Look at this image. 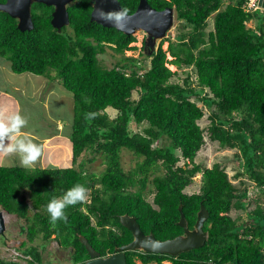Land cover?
Returning a JSON list of instances; mask_svg holds the SVG:
<instances>
[{
    "label": "trees",
    "instance_id": "16d2710c",
    "mask_svg": "<svg viewBox=\"0 0 264 264\" xmlns=\"http://www.w3.org/2000/svg\"><path fill=\"white\" fill-rule=\"evenodd\" d=\"M119 1L127 14L139 3ZM147 2L157 10L171 7L175 19L190 28L186 35H176V43H169L172 60L161 40L146 55L147 69L142 57L124 54L135 49L131 46L135 35L91 20L92 0L68 5V25L60 28L51 24L53 5L33 2V26L24 31L18 28V18L0 10V57L10 63V69L53 78L73 97L69 166L0 165V210L24 221L20 233H26L27 242L41 235L43 242L56 241L66 250L71 264H85L90 257L80 236L102 256L132 240V233L120 222L122 214L134 216L145 234L152 232L166 240L183 233L177 224L181 213L192 229L202 205L209 214L202 226L207 233L202 247L175 256L126 250V264H264L260 202L239 222L229 215L233 208L246 211L251 193L264 195V24L258 9L248 10V0ZM211 17L213 29L206 33ZM253 18L255 27H247ZM107 49L121 56L112 67L103 66L98 57ZM168 63L193 66L197 87L188 78L171 81L174 71ZM133 90L138 93L135 100ZM192 96L214 106L208 115L209 138L237 149L241 173L248 175L254 188L234 186L218 163L202 167L194 161L204 130L198 123L203 110ZM107 107L117 115L110 118ZM132 122L148 126L141 133L132 130ZM163 136L165 147L158 144ZM123 149L142 158L128 171L120 163ZM86 151L101 155L105 169L99 176L87 173L83 162L73 167ZM199 172V191L184 192ZM76 184L89 191L88 201L66 208L67 222L52 224L47 204L61 199ZM151 192L150 203L145 194ZM17 249L29 257L24 264H46L51 259L49 252L44 256L37 245L26 241ZM0 264L22 263L0 256Z\"/></svg>",
    "mask_w": 264,
    "mask_h": 264
},
{
    "label": "rangeland",
    "instance_id": "374dc122",
    "mask_svg": "<svg viewBox=\"0 0 264 264\" xmlns=\"http://www.w3.org/2000/svg\"><path fill=\"white\" fill-rule=\"evenodd\" d=\"M226 2H228V0H226ZM257 15L258 19L260 18L259 20L264 24V9L258 8ZM255 24L254 18L246 23L247 27L252 28L255 27ZM212 29L213 18L211 17L208 20L205 32L208 33ZM189 30L190 28L188 26H184L181 21L175 19L174 14L171 27L161 38L152 37V35L147 34L142 29H135L133 35H135L136 41L131 43V46L135 47V49L127 50L124 54L126 57H142L141 59L144 61L142 64L144 68L147 69L149 68L150 58L146 57V55L150 53V50H154L158 46L159 42L163 40L162 48L166 50L168 60H172L173 57L168 51L169 43H176V35L180 33H184L186 35ZM184 39H186V37H184ZM119 56L120 55L115 54L111 49H107L98 57L100 58V63L103 66L112 67V65L116 63ZM167 66L174 71V76H172L171 81L181 83L183 79L188 78L191 81V85L196 86L195 71L193 66H176L171 63H168ZM138 71H141V69H138ZM30 76H32L38 83L37 87L33 84V78H30ZM207 95L211 96L209 93ZM134 98H138V93L136 91H132L131 99L135 100ZM191 100H193L203 110V116L198 123L204 130V142L197 152L194 161L199 163L202 167H211L214 163H218L227 172L229 179L234 186L241 188L243 185H246L247 187L254 188V183L250 180L248 175L241 173V158L235 155L237 149L221 146L217 141L209 138L207 128L210 121L208 115L214 109V106L205 105L195 96H192ZM17 112L20 113L27 121L21 135L31 139L33 142L38 143L42 147V155L35 165L46 168H56L60 165L69 166L71 160V145L68 139V132L73 117L72 94L65 90L60 82L53 78L47 77L45 80L44 77L37 76L29 72L20 74L14 73L10 69V63L0 57V118H4ZM105 112L110 118L116 116V110L111 109L110 107L107 108ZM59 123H61V125ZM65 125H69V127L65 128ZM146 126H148L147 122H142L139 125H136L134 122L131 123L132 130L141 133H143V129ZM58 128H60V130ZM165 139V136H163L159 140L158 144L161 147H165L167 145ZM5 143H7V141H5ZM1 156H5V159H2ZM91 157L95 158L94 161L88 160ZM141 159V157H137L134 153L127 149H123L120 152V163L125 171L132 169ZM0 161L3 162V164L0 165L12 166L20 163V157L18 154L5 155L0 152ZM82 162L84 163L83 168L87 173H93L99 176L105 169V164L100 154H94L90 151L83 152L73 167L78 168L77 164ZM183 162L184 160L181 159L178 164L181 165ZM237 173L239 175H236ZM201 176L200 172L196 173L192 177L191 183L185 187L184 192L189 194L198 192L201 186ZM148 188H150L149 184ZM249 191L251 193V190ZM87 193L89 194L88 190ZM88 194L85 201H88ZM251 194L252 195L249 198L250 203L246 211L234 208L230 210L229 215L236 219L237 222L242 220L246 216V212L253 209L257 202H260L261 206L264 208V195L257 192H253ZM145 197L147 201L151 203L153 192L145 194ZM27 203L31 207V202L28 199V196ZM153 207L157 208L156 206ZM23 224L24 221L22 219L15 218L7 213L5 214L6 229L5 234H3L4 236H0V256L6 259L8 258L19 261V258L23 256V254L17 248L20 246L22 241H26L28 245H37L44 256H47V253L52 249L55 253H57L55 256L50 255L49 257L51 259L47 258L46 264H71L68 260V256L65 255V252L60 249L58 244H55L52 241L46 243L43 242L41 235L36 237L33 242H27V238L25 236L26 233H20V226ZM41 245L44 246L43 249ZM21 263H25L24 259L21 260Z\"/></svg>",
    "mask_w": 264,
    "mask_h": 264
},
{
    "label": "water",
    "instance_id": "95a60500",
    "mask_svg": "<svg viewBox=\"0 0 264 264\" xmlns=\"http://www.w3.org/2000/svg\"><path fill=\"white\" fill-rule=\"evenodd\" d=\"M74 1L76 0H5V2H0V10L18 18V28L24 31L33 26L30 14L33 2L53 5L55 8L52 12L51 24L55 28H60L68 24L67 6ZM92 1L91 20L105 27H114L125 34H133L135 29H142L152 37L161 38L173 22L174 10L171 7L157 10L151 7L147 0H139L138 7L131 14L124 12L119 0ZM258 6L264 8V0H258ZM208 216L207 209L201 205L195 224L192 229H189L187 220L181 213L177 224L183 228V233L172 239L159 240L153 233L144 234L134 216L123 214L120 216V222L132 233L133 239L116 250H142L143 252L166 253L175 256L181 252L202 247L207 238V233L203 231L202 226ZM4 229L3 211L0 210V234ZM79 239L90 257L85 264H126L124 252L100 256V253L91 246L84 236H80Z\"/></svg>",
    "mask_w": 264,
    "mask_h": 264
},
{
    "label": "clouds",
    "instance_id": "9594fccd",
    "mask_svg": "<svg viewBox=\"0 0 264 264\" xmlns=\"http://www.w3.org/2000/svg\"><path fill=\"white\" fill-rule=\"evenodd\" d=\"M255 1H256L257 7L254 9H252V8L248 9L247 8L248 10L254 11L258 8H261L258 6V0H255ZM262 9H264V8H262ZM63 26H65V25H63ZM136 71L138 73L140 72V71H138V68L136 69ZM133 91H136V90H133ZM131 97H132V95H131ZM107 108H109V107H107ZM110 108L114 109L112 107H110ZM116 115H117V111H116ZM26 124H27L26 119L18 112L12 113L11 115H8L4 118H0V152H2L5 155L18 154L20 157V163L22 164V166L27 168V169H32L33 166L37 163V161L39 160V158L42 155V147L38 143L33 142L31 139H28L27 137H24L21 135V132L25 128ZM5 141H7V143H5ZM87 194H88L87 189L84 185L76 184L73 187H71L70 189H68L63 194V197L61 199L51 200L47 204V208H46V210L49 214V217H50V222L52 224H55L57 221L67 222V216L65 214V209L68 208L69 206H73V205H76L78 203L84 202L87 198ZM3 216H4V223H5L4 212H3ZM140 229H141V227H140ZM150 233H152V232H150ZM53 237H54V235H53ZM49 242H51V241H49ZM52 242H54L56 244V241H52ZM121 246H123V245H121ZM121 246H118V247H121ZM118 247H116V248H118ZM116 248H115L114 253L106 254L104 256H109V255L117 254L120 252L125 253V251H126V250H124V251L116 250ZM133 251L143 252L142 250H133ZM49 254L55 256L57 253H55V251H53V249H52L49 251ZM66 254L67 253L65 252V255ZM100 256H102V255H100ZM28 258L29 257L27 255L23 254V256H21L19 258V261H15V260H13V261L21 263L22 259H24V261H26V259H28ZM9 260H12V259H9Z\"/></svg>",
    "mask_w": 264,
    "mask_h": 264
},
{
    "label": "crops",
    "instance_id": "0c3cea01",
    "mask_svg": "<svg viewBox=\"0 0 264 264\" xmlns=\"http://www.w3.org/2000/svg\"><path fill=\"white\" fill-rule=\"evenodd\" d=\"M37 76H41V75H37ZM27 77H29V76H27ZM42 77H44V76H42ZM30 78H33L32 76H30ZM30 78H28V79H30ZM45 78V80H46V77H44ZM33 84H35V87H37V82H36V80H34V78H33ZM46 87V86H45ZM107 109V108H106ZM73 116V115H72ZM60 125H61V123H59ZM66 127H69V125H65V128ZM59 130H60V128H58ZM68 132V131H67ZM29 133V132H28ZM69 133V132H68ZM69 135V134H68ZM69 139V138H68ZM2 157V159H5V156H1ZM0 164H3V162L2 161H0Z\"/></svg>",
    "mask_w": 264,
    "mask_h": 264
},
{
    "label": "built area",
    "instance_id": "2783aa9c",
    "mask_svg": "<svg viewBox=\"0 0 264 264\" xmlns=\"http://www.w3.org/2000/svg\"><path fill=\"white\" fill-rule=\"evenodd\" d=\"M247 7H248V9H250V8L254 9V8H256L257 7L256 6V1L255 0H248Z\"/></svg>",
    "mask_w": 264,
    "mask_h": 264
},
{
    "label": "bare ground",
    "instance_id": "6f19581e",
    "mask_svg": "<svg viewBox=\"0 0 264 264\" xmlns=\"http://www.w3.org/2000/svg\"><path fill=\"white\" fill-rule=\"evenodd\" d=\"M138 5H139V3H138ZM5 215V214H4ZM123 215V214H122Z\"/></svg>",
    "mask_w": 264,
    "mask_h": 264
}]
</instances>
